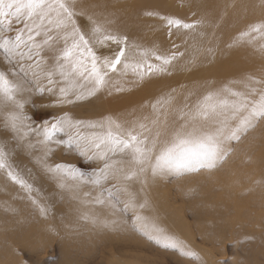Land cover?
Returning a JSON list of instances; mask_svg holds the SVG:
<instances>
[{
	"label": "snow or ice",
	"instance_id": "snow-or-ice-1",
	"mask_svg": "<svg viewBox=\"0 0 264 264\" xmlns=\"http://www.w3.org/2000/svg\"><path fill=\"white\" fill-rule=\"evenodd\" d=\"M81 17L86 20L83 26ZM158 18L169 35L173 30L206 35L202 31L204 18L191 23L171 16ZM111 23L107 16L87 12L79 0H0V131L10 133L18 145L30 151L37 150L30 135L39 137L41 155L36 163L59 189L77 194V199L84 186L96 190L95 195L83 192L84 197H90L82 201L85 206L110 207L113 214L131 211V227L148 241L199 260L182 240L155 221L149 223L137 211L149 204L147 200L137 203L131 185H147L158 177L212 172L222 166L233 151L232 144L264 124V77L248 75L211 87L181 106H174L173 89L151 104V117L83 120L65 113L35 126L24 112L31 94L52 95L54 106L73 105L113 88L125 91L117 78L131 75L134 83L141 84L154 75L168 74L184 56L180 51L167 54L130 43L127 36L111 29ZM258 39L264 41V21L249 25L233 46ZM111 45L116 46L111 56L99 54V48ZM52 145L74 150L95 169L85 172L72 164L50 162ZM11 155L6 145L0 144V173L23 190L39 215L47 219L50 208L41 202L31 172L14 165ZM122 195L128 198L123 200ZM82 219L94 227H120L117 219L88 213Z\"/></svg>",
	"mask_w": 264,
	"mask_h": 264
},
{
	"label": "rangeland",
	"instance_id": "rangeland-1",
	"mask_svg": "<svg viewBox=\"0 0 264 264\" xmlns=\"http://www.w3.org/2000/svg\"><path fill=\"white\" fill-rule=\"evenodd\" d=\"M87 1L81 0L80 5L85 7ZM256 1H247V6L240 3L239 6L250 10L245 13L233 4L235 12L227 16L223 0H204L200 5L194 0H111L108 3L111 5L109 11L112 10L110 27L114 32L127 36L130 43L144 48L167 54L183 52L184 56L176 61L181 63L188 41L193 49L206 45L195 39L196 32L173 30L169 35L158 17H176L187 23L204 18L208 23L204 31L211 37L221 35L215 45L220 56L216 60L218 64L213 67L214 77H206L210 79L209 88L204 86L203 78L189 83L188 90L192 93L204 86L205 93L211 87L231 84L248 75L264 77V41L258 39L252 44L233 46L249 25L264 21V4L261 0ZM221 16L223 22L216 20ZM79 23L85 25V18H79ZM115 50L116 46L111 45L99 48L98 52L111 56ZM205 63L209 65L207 60L201 59L199 67ZM192 66V60L186 61L182 69L184 75ZM174 71L172 67L170 73L154 75L141 84L134 83L135 77L131 75L117 78L125 91L117 92L113 88L73 105L54 106L55 97L52 95L34 93L24 112L32 117L31 122L35 126H39L42 120H51L65 113L83 120H99L108 116L124 120L151 117L150 106L160 97V92L172 93L176 87L183 86L177 82L179 75ZM175 80L176 83L173 82ZM152 90V95L146 93ZM187 93H175L174 106L194 101ZM29 138L37 144V150L30 151L18 145L10 133L0 131V144L6 145V150L12 153L11 162L20 170L31 172V182L50 212L47 219L42 218L25 192L0 173V264H264V124L239 143H233V151L227 161L212 172L158 177L149 180L147 185L139 182L131 185L130 190L137 193V203L147 200L149 204L137 211L148 218L149 223L155 221L182 240L199 256V260H191L148 241L131 227L134 217L131 211L113 214L110 207L93 203L85 206L82 201L90 200V197H84L83 192L92 191L95 195L96 190L84 186L77 199V194L59 189L36 163L41 155L39 137L31 134ZM52 147L54 152L50 162L72 164L85 172L96 167L80 158L74 150L57 145ZM148 189L151 199L145 194ZM127 198V195L121 196L123 200ZM84 213L117 219L120 227L117 230L94 227L82 219Z\"/></svg>",
	"mask_w": 264,
	"mask_h": 264
},
{
	"label": "bare ground",
	"instance_id": "bare-ground-1",
	"mask_svg": "<svg viewBox=\"0 0 264 264\" xmlns=\"http://www.w3.org/2000/svg\"><path fill=\"white\" fill-rule=\"evenodd\" d=\"M85 1V0H84ZM89 1H90V4H89ZM85 3L87 4L84 9L89 12V13H94L96 14L98 17H101L103 18V16H107L108 19H110V16H111V12L112 10L109 11V8L111 5H108V3L111 2V0H89ZM197 4H203L204 3V0H194ZM248 1V2H247ZM249 1H252L253 0H223V8L227 14V16L231 15L232 13H234L235 11H233L232 7L234 6L233 4H236V7L237 5L239 6L240 3H245L247 6L249 3ZM259 2V0H257ZM256 1V2H257ZM81 2V0L79 1V3ZM192 2V1H191ZM205 2H210V0H205ZM247 2V3H246ZM152 1H149V4H151ZM251 3V2H250ZM81 4V3H80ZM191 4V3H190ZM258 4V3H257ZM260 4V3H259ZM263 5V4H262ZM261 5V6H262ZM82 6V5H81ZM88 6V7H87ZM251 6V5H250ZM241 8V11L243 13L245 12H248L250 10H248L246 7L244 6H239ZM164 8V7H163ZM264 8V7H263ZM239 10V9H238ZM261 12V11H260ZM259 12V14H260ZM220 12L218 11L217 14H219ZM241 14V13H240ZM258 14V17H260ZM220 15V14H219ZM247 16V15H246ZM250 16V14L248 15ZM234 18V17H233ZM242 19V18H241ZM216 20H218L219 22H223L224 21V18L223 16L221 17H218L216 18ZM208 24V23H206ZM241 24V23H240ZM243 26V25H242ZM232 29V28H231ZM204 31V29L202 30ZM206 33V35H204L203 37L199 36L198 34L196 35V38L197 40H200V43L201 44H204L206 46H202V47H199L197 49H193V47H191V44L190 41H188L185 47V58H184V61L183 62H176L173 66L174 68V72H176L178 76V81L177 82H181V84H183V86L181 87H176V91L175 93L176 94H182V95H186L187 91L188 93L187 94H190L192 90H188V84L193 82V81H199V80H203V78L205 79V82H204V86L206 88H209V86L211 85L210 84V79L206 78L207 76H213L214 77V73L212 72L213 71V67L216 66L218 64V62H216L217 58L220 56V51L219 49H217L215 47V45L218 44V42L220 41L221 39V35L219 34H215L213 37H211L209 35V33L207 31H204ZM185 41V42H187ZM196 41V40H195ZM184 42H182L183 44ZM211 49V51H209L208 49ZM203 59V60H207L209 62V65L207 63L201 65V67H199L200 65V60ZM188 60H192L193 61V66L190 70V72L186 75H184V73L182 72V69L184 68V65L186 63V61ZM184 63V64H183ZM183 73V74H182ZM216 80H219V79H216ZM176 83V80L173 81ZM191 86V85H190ZM204 86H200L198 88H196L191 94V98H193V100H195L198 96L202 95L204 93ZM168 88H172V87H168ZM186 92V93H185ZM147 94H151L153 93V90L152 91H146ZM173 93V94H175ZM161 94V95H160ZM160 97L161 96H166L168 95L169 93L167 91H162L160 92ZM176 96V95H175ZM186 97V96H185ZM151 99V98H150ZM186 101V99H184ZM151 101V100H150ZM254 172V171H253ZM248 175H251V173H249ZM233 185V184H232ZM248 185V184H247ZM234 186V185H233ZM150 189L147 190V192L145 191V194L146 196L151 199V195H150ZM157 204V203H156ZM160 207V206H159ZM165 212V211H164ZM162 227V226H160ZM171 227H172V224H171ZM173 229V227H172Z\"/></svg>",
	"mask_w": 264,
	"mask_h": 264
}]
</instances>
